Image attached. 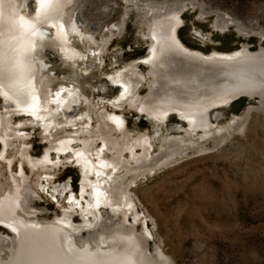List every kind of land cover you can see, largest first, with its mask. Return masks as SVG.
<instances>
[{"label": "bare ground", "instance_id": "obj_1", "mask_svg": "<svg viewBox=\"0 0 264 264\" xmlns=\"http://www.w3.org/2000/svg\"><path fill=\"white\" fill-rule=\"evenodd\" d=\"M123 1L129 6L122 19L134 9L144 25L145 54L106 73L105 82L115 91L95 99L82 95L75 85L53 89L48 55L68 70L69 81L76 80L87 52L101 64L109 40L120 34L121 26L106 25L107 35L96 39L79 24L81 0H50L39 16L35 0H0V97L9 105H0V165L4 163L6 171L0 181V225L17 229V233L0 229V264H173L160 244L149 247L152 228L135 209L132 187L188 152L218 147L241 132L253 107L264 110V30L216 10L213 31L222 34L234 26L237 36L255 35L259 43L255 48L240 43L229 50L204 51L185 44L178 35L184 9H196L198 21L208 15L200 1ZM33 28H39L41 36ZM193 33L201 44L209 37L201 29L193 28ZM72 38L82 44H73ZM56 92H61L59 98ZM34 96L42 105L39 122L28 118ZM239 97L255 98L257 105L240 114L232 112L225 124L212 128V117H220ZM124 107L138 118L144 116L151 125L149 132L127 128L120 112ZM170 115L175 121L167 124ZM18 116L26 119L18 122ZM24 124L37 127L45 143L38 155L29 152L31 131H22ZM209 140L213 146L208 147ZM23 162L38 171L35 178ZM101 163L107 166L101 168ZM61 164L75 168L76 192L69 178L51 186L52 171ZM41 192H48L59 208L51 216L44 206L34 204ZM58 197H63V204Z\"/></svg>", "mask_w": 264, "mask_h": 264}, {"label": "rangeland", "instance_id": "obj_2", "mask_svg": "<svg viewBox=\"0 0 264 264\" xmlns=\"http://www.w3.org/2000/svg\"><path fill=\"white\" fill-rule=\"evenodd\" d=\"M198 1L208 10V15L198 21L196 9L183 10L178 35L185 44L204 51L211 48L229 50L240 43H248L251 48L258 45V36L239 37L234 26H229L222 34L213 31L211 19L216 10H222L249 28L264 30V0ZM126 6L129 5L123 0H85L78 18L82 29L96 39L107 35L105 27L108 24H117L122 30L109 40L101 64L94 54L87 52L76 80L69 81L68 70L48 55L53 89L59 84L75 85L82 95L95 99L113 94L115 88L105 82V74L145 54L146 40L141 36L144 25L134 9L122 19ZM193 28L208 34L204 44L198 42ZM72 43L82 44L74 38ZM138 67L143 69L140 64ZM140 91L144 92V88ZM249 105L256 106V99L232 100L220 117H212V128L225 124L232 112L240 114ZM120 112L127 128L149 132L150 122L143 116L138 118L134 111L125 107ZM16 118L18 122L26 119ZM173 121L175 117L170 115L165 123ZM21 130L31 131L29 152L38 155L45 144L38 128L24 124ZM241 132L231 134L221 145L204 153L188 152L171 166L146 175L132 187L135 209L141 221L145 218L146 226L152 228L149 247L152 249L155 242L160 244L173 264H264V110L253 107ZM153 144L152 151L157 149L156 143ZM213 144L211 140L207 142L208 147ZM11 151L9 148L8 154ZM18 160L15 159L13 168ZM3 164L0 165V181L6 175ZM23 166L31 178L36 177L37 170L31 171L25 162ZM52 172L51 186L69 178L71 189L76 192L74 167L61 164ZM58 199L63 204V197ZM34 204L44 206L48 216L59 210L48 192H41ZM141 225L139 223L137 229H141Z\"/></svg>", "mask_w": 264, "mask_h": 264}, {"label": "snow or ice", "instance_id": "obj_3", "mask_svg": "<svg viewBox=\"0 0 264 264\" xmlns=\"http://www.w3.org/2000/svg\"><path fill=\"white\" fill-rule=\"evenodd\" d=\"M50 2V0H35V3H36V9H35V12H36V15L39 16L41 11L43 10V6L48 4ZM51 27L55 28L57 27L56 25H51ZM64 26L61 24L59 25V28H63ZM32 31L35 33L36 36H41V32L39 31V28H33ZM61 52L63 53V49L61 48L60 49ZM109 80H112L113 83H119L118 80L114 79L113 77L109 76L108 77ZM125 91H127V89H125ZM56 97L59 98L60 95H61V92H56L55 93ZM123 95V94H122ZM0 104H3V106L5 108L9 107V105L6 103V101L4 100L3 97H0ZM38 107H42L41 103H40V97L39 96H34L33 97V104L31 105V107L29 108V119H31L32 117L35 118L36 121H41L43 119L42 115L38 112ZM113 119H115V117H113ZM117 123H122L121 121H117ZM46 126V125H45ZM77 159L78 160H82L83 157L82 155L80 154H77ZM84 163L85 165H87V161L84 160ZM107 165H105L104 163H101L100 167L101 168H104L106 167ZM85 175H87V168H85ZM97 176L100 175L99 172L96 173ZM97 197H99V193L96 194ZM75 203L74 199L73 198H69V205H73ZM96 204L97 206H99L100 204V201L99 199L96 200ZM2 227H8L7 225H2ZM32 227H36V225H32ZM10 232L11 233H17V229L15 227H11L10 229Z\"/></svg>", "mask_w": 264, "mask_h": 264}, {"label": "water", "instance_id": "obj_4", "mask_svg": "<svg viewBox=\"0 0 264 264\" xmlns=\"http://www.w3.org/2000/svg\"><path fill=\"white\" fill-rule=\"evenodd\" d=\"M84 2H85V0H81V5H80V7H79V9H78V11H77L78 18H79V16H80V10H81V7L83 6ZM145 48H146V46H145ZM143 117H144V116H143ZM144 120H146V119L144 118ZM0 229H1L2 231H9L7 227H2V225H0Z\"/></svg>", "mask_w": 264, "mask_h": 264}]
</instances>
